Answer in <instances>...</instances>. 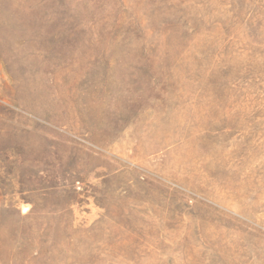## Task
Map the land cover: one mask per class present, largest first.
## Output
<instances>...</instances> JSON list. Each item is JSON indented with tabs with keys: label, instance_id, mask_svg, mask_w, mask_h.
Returning <instances> with one entry per match:
<instances>
[{
	"label": "rangeland",
	"instance_id": "obj_1",
	"mask_svg": "<svg viewBox=\"0 0 264 264\" xmlns=\"http://www.w3.org/2000/svg\"><path fill=\"white\" fill-rule=\"evenodd\" d=\"M0 264H264V0H0Z\"/></svg>",
	"mask_w": 264,
	"mask_h": 264
}]
</instances>
